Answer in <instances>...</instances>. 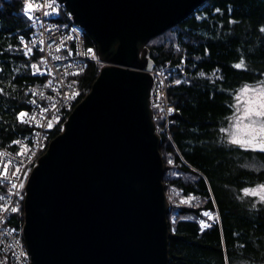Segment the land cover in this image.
Returning a JSON list of instances; mask_svg holds the SVG:
<instances>
[{"label": "water", "instance_id": "water-1", "mask_svg": "<svg viewBox=\"0 0 264 264\" xmlns=\"http://www.w3.org/2000/svg\"><path fill=\"white\" fill-rule=\"evenodd\" d=\"M105 66L26 186L30 264H170L171 204L147 44L208 0H59Z\"/></svg>", "mask_w": 264, "mask_h": 264}, {"label": "trees", "instance_id": "trees-1", "mask_svg": "<svg viewBox=\"0 0 264 264\" xmlns=\"http://www.w3.org/2000/svg\"><path fill=\"white\" fill-rule=\"evenodd\" d=\"M262 28L264 0H208L169 29L173 42L147 45L156 66L169 63L178 68L168 89L175 112L161 134V153L166 169L180 175L164 182L201 200L200 208H181L175 224L169 222L170 264H264V202L242 192L264 184V153L231 144L221 131L234 111L238 89L264 81ZM30 31L22 1L0 0V150L15 151L14 142L32 130L19 115L29 109L27 88L44 81L32 73L41 54L28 58L21 46L20 37L28 38ZM85 35L87 43L97 47ZM100 71L91 63L73 78L75 107L89 94ZM216 71L221 75L216 80L202 76ZM177 79L181 81L175 83ZM64 123L49 134L48 143ZM4 190L0 183V193ZM203 209L219 214V221L206 229L199 222ZM24 216L22 203L10 224L22 227Z\"/></svg>", "mask_w": 264, "mask_h": 264}, {"label": "built area", "instance_id": "built-area-1", "mask_svg": "<svg viewBox=\"0 0 264 264\" xmlns=\"http://www.w3.org/2000/svg\"><path fill=\"white\" fill-rule=\"evenodd\" d=\"M21 1L31 27L28 38L20 37L21 46L28 58L36 52L41 54L39 69L33 74L44 82L27 88L29 109L21 112L24 116L19 115V120L32 129L30 135L14 142L15 151L0 150V183L5 186L0 193V264L31 263L23 226L10 223L24 203L33 169L47 151L49 134L66 121L75 108L78 94L73 78L91 63L101 68L106 65L97 47L87 43L85 29L74 20L64 3L59 0ZM29 4L33 6L31 11ZM156 69L153 70L157 85L151 108L155 122L161 123L160 127L156 123L161 135L164 129L168 130L170 117L175 112L167 95L178 68L167 63L157 65Z\"/></svg>", "mask_w": 264, "mask_h": 264}, {"label": "snow or ice", "instance_id": "snow-or-ice-1", "mask_svg": "<svg viewBox=\"0 0 264 264\" xmlns=\"http://www.w3.org/2000/svg\"><path fill=\"white\" fill-rule=\"evenodd\" d=\"M33 6L28 5V10L31 11ZM48 13H45L47 15ZM264 31V28L261 29ZM28 51H31L29 48ZM237 68L242 66L241 64L235 65ZM242 94L253 93L247 100L242 102V107L237 109V115L232 127L235 131L231 134L232 138L230 143L244 148L246 151H256L264 153V82H262L261 88L245 87L241 90ZM237 100H240V96H237ZM24 116L25 113H20ZM221 131H226L222 129ZM15 187V185H13ZM245 194L259 196L261 201H264V184L259 185L255 189H246ZM187 202V201H182ZM15 211V209H13ZM209 219H212V215L208 212L204 213ZM210 225L205 222H201V228L209 227Z\"/></svg>", "mask_w": 264, "mask_h": 264}, {"label": "rangeland", "instance_id": "rangeland-1", "mask_svg": "<svg viewBox=\"0 0 264 264\" xmlns=\"http://www.w3.org/2000/svg\"><path fill=\"white\" fill-rule=\"evenodd\" d=\"M173 39H174V33H171V31L168 30V32H166L164 35H162V36L160 35V36L154 38L153 41L151 40L149 42V44H152L153 45V44L162 43V42H171ZM149 44H147V45H149ZM38 69H39V65L32 64V73L35 70H38ZM154 69H156V65H155ZM202 76L208 77L211 80H216V79H218V78L221 77L219 71H216L212 75H205V74H203ZM180 81H181V79H177L175 81V83H178ZM262 82H264V81L262 80V81L256 82V83L244 84L235 93V97H234V111L229 116V118H227L228 120H227L226 126H224L222 128V129H225L226 130V131H223V133H224L226 139L229 142H230V139L232 138V135L231 134L235 131V129L232 127V125H233V123L235 122V119H236L237 109L240 108V107H242V102L243 101L247 100L250 96H253L254 95L253 93L242 94L241 93V90L244 89L245 87H248V88H256V89L259 90L261 88V86H262ZM238 95L240 96V100L239 101L237 100V96ZM161 144H162V142H161ZM168 160H167V163H168L169 166H171L172 165V162L171 161H168ZM165 166H166V162H165ZM170 175L171 176H176V175L179 176L180 173H178L177 170H174V169H171V171H168L166 169L165 176H164L165 181H166V177H168ZM164 183H165V186H166L167 197H168V200H169V202L171 204V207H170V210H169L170 212H169V215H168V220H169V222L171 221L172 224H175V222L178 219V217H180L178 215V210H180L181 208H192V209H195V208H200L201 207V200L198 197H196L194 195H184L181 190H178V189H176L174 187L170 188V187H168V185L166 184V182H164ZM259 185H262V184H258V185L251 186V187H247L242 192H243L244 195H247V194H245V190L246 189H255ZM25 192H26V189H25ZM250 196H253V195H250ZM254 197H256L258 201H261L260 198H259V196H254ZM182 201H187V202H182ZM261 202H264V201H261ZM205 212L210 213L213 218L212 219H209L207 216L204 215ZM199 216H200L199 217L200 226H201V222L202 221L205 222L206 224L210 225V226L212 224L216 223L217 221H219V214L217 212H215V211L204 210L203 209V210L200 211ZM23 228H24V225H23ZM206 228H208V227H205V228H202V229H206ZM22 230H24V229H22Z\"/></svg>", "mask_w": 264, "mask_h": 264}, {"label": "bare ground", "instance_id": "bare-ground-1", "mask_svg": "<svg viewBox=\"0 0 264 264\" xmlns=\"http://www.w3.org/2000/svg\"><path fill=\"white\" fill-rule=\"evenodd\" d=\"M165 32H167V31H165ZM164 34V33H163Z\"/></svg>", "mask_w": 264, "mask_h": 264}]
</instances>
